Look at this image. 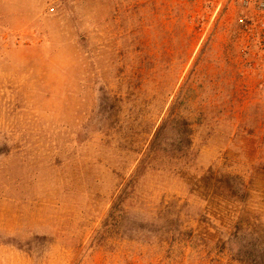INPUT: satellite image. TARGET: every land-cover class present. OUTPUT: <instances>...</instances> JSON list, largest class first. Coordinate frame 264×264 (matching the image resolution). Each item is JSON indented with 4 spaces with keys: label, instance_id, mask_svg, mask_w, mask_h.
I'll use <instances>...</instances> for the list:
<instances>
[{
    "label": "rangeland",
    "instance_id": "obj_1",
    "mask_svg": "<svg viewBox=\"0 0 264 264\" xmlns=\"http://www.w3.org/2000/svg\"><path fill=\"white\" fill-rule=\"evenodd\" d=\"M0 264H264V0H0Z\"/></svg>",
    "mask_w": 264,
    "mask_h": 264
},
{
    "label": "trees",
    "instance_id": "obj_2",
    "mask_svg": "<svg viewBox=\"0 0 264 264\" xmlns=\"http://www.w3.org/2000/svg\"><path fill=\"white\" fill-rule=\"evenodd\" d=\"M182 88L183 87H180L174 98L171 100L164 116L155 128L146 149L133 170L132 177L121 187L119 194L114 199L113 202L116 203L113 204L108 213V220L113 221L118 218L117 214L120 212V202L128 201L132 182L143 174L155 158L163 156L167 157L170 161H177L192 156L191 123L187 118L182 116L178 110V106L182 103L178 102L181 98ZM225 183L226 185L231 186L230 183ZM107 222V220L104 222L103 227L106 226ZM94 241H98L97 238L94 239Z\"/></svg>",
    "mask_w": 264,
    "mask_h": 264
}]
</instances>
